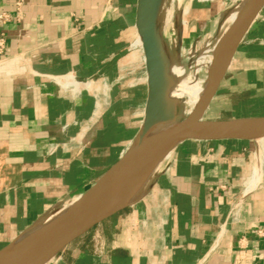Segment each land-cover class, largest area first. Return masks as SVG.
Segmentation results:
<instances>
[{"label": "crops", "instance_id": "0c3cea01", "mask_svg": "<svg viewBox=\"0 0 264 264\" xmlns=\"http://www.w3.org/2000/svg\"><path fill=\"white\" fill-rule=\"evenodd\" d=\"M15 1L0 0V14L13 16L0 25V250L120 159L147 99L142 53L133 47L137 0H23L18 14ZM258 40L264 7L237 49L250 50L245 41L259 49L253 83L231 85L227 76L207 112L214 105L216 115L226 108L229 116L208 120L264 117ZM128 75L136 89L122 84ZM72 79L76 90L66 87ZM87 80L93 93L79 92ZM236 92L258 103L222 107ZM258 231L264 233V138L186 141L163 158L131 206L48 264H264Z\"/></svg>", "mask_w": 264, "mask_h": 264}, {"label": "water", "instance_id": "95a60500", "mask_svg": "<svg viewBox=\"0 0 264 264\" xmlns=\"http://www.w3.org/2000/svg\"><path fill=\"white\" fill-rule=\"evenodd\" d=\"M161 0H137L135 30L141 42L147 99L138 134L128 150L87 191L0 250V264H48L68 245L131 206L155 166L186 141H254L264 138V117L208 120L205 115L237 49L264 7L243 0L234 19L217 38L205 69L202 95L177 125L159 135L152 125L163 113L166 62L157 30ZM124 197L122 200H118ZM118 200V201H117Z\"/></svg>", "mask_w": 264, "mask_h": 264}, {"label": "rangeland", "instance_id": "374dc122", "mask_svg": "<svg viewBox=\"0 0 264 264\" xmlns=\"http://www.w3.org/2000/svg\"><path fill=\"white\" fill-rule=\"evenodd\" d=\"M242 2L243 0H161L165 11L163 10L164 13L161 12L156 19L158 34L165 57L171 61V65L169 63L171 72L175 78L179 79L174 78L176 83L173 89L174 104L180 108L182 113H185H183L185 116L193 110L202 95L205 69L208 68L211 61L213 46L223 30L234 19ZM228 17L229 19L226 20ZM246 44L245 41L242 47H248L250 50L244 52L241 48L237 51L227 72L229 79L232 78L231 85L246 79L252 85L253 72L257 68L255 66L262 61L259 49L255 51L252 44L250 46H246ZM256 44L258 47H264V40H258ZM133 47L136 48L135 43H133ZM173 63L175 65H172ZM122 79L123 85L130 82L132 88H137V83L130 81L132 76L128 75ZM227 83L228 81L223 82V85H227ZM232 88L234 89V87ZM79 89V92L90 93L93 84L89 80L83 81V85ZM245 98H249L247 92H236L225 97L226 101L223 102L222 107L229 105L234 110H238L244 104L258 103L256 99L252 102L248 101L249 103L244 102ZM256 98H260V96ZM260 101L264 103V100ZM214 109L213 105L211 111L206 113L205 119L229 116L226 108H223L224 112L221 111L218 115ZM259 109L264 111V107ZM141 117V111L135 110L133 119L136 125H139ZM61 208L50 214V217Z\"/></svg>", "mask_w": 264, "mask_h": 264}, {"label": "bare ground", "instance_id": "6f19581e", "mask_svg": "<svg viewBox=\"0 0 264 264\" xmlns=\"http://www.w3.org/2000/svg\"><path fill=\"white\" fill-rule=\"evenodd\" d=\"M205 1H207V0H205ZM163 6L164 5H162V4L159 5L158 12H157L158 17H159V14L161 12L164 13L163 10L165 8ZM169 16H170V14H169ZM162 24H164V23H162ZM157 30H158V28H157ZM135 47L138 48L141 51V53H142L141 42H140L138 37L136 38V41H135ZM141 58H142V61H143V54H142ZM174 81H175V79H174V76H173V74L171 72V66L169 65V63L167 61L166 62V86H165V89H164V96H163V101L164 102H163V106H162L163 113L157 119V121H155L154 124L152 125L151 131H152L153 135H159V134L164 133L165 131L171 129L172 127L177 125V123H179L180 120L185 116L184 115L185 113L183 112L184 113L183 114L181 112L180 108L174 104L173 89L176 86V83ZM77 86H78L77 81L73 80V79H72V82L69 85H66V87H68V88L70 87V88L75 89V90L77 89ZM259 161L260 160L258 159L257 162H259ZM162 162H163V159L155 166V168L151 172V174H150V176H149V178H148V180L146 182V185L151 183L156 170L160 168V165L162 164ZM255 164H254V166H256ZM254 168H256V167H254ZM254 168H253V170H254ZM256 169H258V168H256ZM259 170H260V168H259ZM258 173H259V171H258ZM251 180H253V179H251ZM252 186H250V188H252ZM122 199H124V197H122V198H120L118 200H122Z\"/></svg>", "mask_w": 264, "mask_h": 264}, {"label": "built area", "instance_id": "2783aa9c", "mask_svg": "<svg viewBox=\"0 0 264 264\" xmlns=\"http://www.w3.org/2000/svg\"><path fill=\"white\" fill-rule=\"evenodd\" d=\"M22 3H23V0H16L15 1V8H16L17 14L19 13V10H20V7L22 6ZM12 19H13L12 15L2 13V14H0V25L2 23L8 22ZM3 51H4V40H3V38H0V56L3 54ZM257 237L264 239V233H262L261 231H258Z\"/></svg>", "mask_w": 264, "mask_h": 264}]
</instances>
